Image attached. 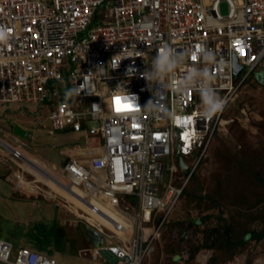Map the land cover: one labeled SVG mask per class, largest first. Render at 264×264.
<instances>
[{
	"label": "built area",
	"instance_id": "1",
	"mask_svg": "<svg viewBox=\"0 0 264 264\" xmlns=\"http://www.w3.org/2000/svg\"><path fill=\"white\" fill-rule=\"evenodd\" d=\"M0 26L9 34L0 43V107L47 106L48 132L91 138L74 146L57 179L32 168L26 142L0 137V160L18 167L17 190L60 195L76 217L70 225L82 222L99 235L94 249L81 251L93 260L107 250L118 264H144L215 140L235 121L228 108L264 74V0H0ZM164 48L179 59L167 75L152 69ZM75 88L79 95H66ZM213 90L227 104L209 119L200 94ZM153 91L158 98L145 109ZM173 236L180 239L176 230ZM0 264L61 263L0 239Z\"/></svg>",
	"mask_w": 264,
	"mask_h": 264
},
{
	"label": "rangeland",
	"instance_id": "2",
	"mask_svg": "<svg viewBox=\"0 0 264 264\" xmlns=\"http://www.w3.org/2000/svg\"><path fill=\"white\" fill-rule=\"evenodd\" d=\"M220 12L223 15L229 13L226 2L221 3ZM228 110L229 118L235 121L228 132L217 137L208 158L186 187L188 192L202 195L204 199L198 201L191 196H182L170 224L157 241L156 250L144 264H264V239H249L245 246L233 252L232 249L218 251L203 247L209 231L227 223L235 229L232 243L240 241L247 229L261 231L264 228V184L248 176L249 168L264 171V74L248 80ZM0 113L30 125L31 135L27 141H32L30 148L33 146V150L24 149V152L36 154L47 171L52 172L44 162L58 165L59 171L53 172L58 177L66 151L77 144L84 146L91 139L71 132H48L53 128L47 106L40 110L34 106L20 110L17 105H11L0 107ZM8 125L0 122V129L2 126L9 128ZM15 134H19L18 128ZM233 158L236 161L231 163ZM186 161L190 160L186 158ZM11 172L4 171L6 178L0 181V239L54 257L61 264H100L89 257L90 253L81 252L94 249L100 243L98 238L90 237V230L84 223L69 225L74 215L58 202L64 201L59 197L55 203L43 193L35 204L33 199L25 196L18 198L9 184ZM44 189L48 191L45 186ZM197 219H204L199 226L193 222ZM175 230L180 233V239L173 236ZM187 232H191V238L188 241L184 238L187 242H183L181 236H188ZM199 246L203 248L192 256V251ZM100 253L101 260L106 262L101 264H118V258L107 250Z\"/></svg>",
	"mask_w": 264,
	"mask_h": 264
},
{
	"label": "crops",
	"instance_id": "3",
	"mask_svg": "<svg viewBox=\"0 0 264 264\" xmlns=\"http://www.w3.org/2000/svg\"><path fill=\"white\" fill-rule=\"evenodd\" d=\"M25 110V109H24ZM28 110V109H27ZM4 115V116H3ZM1 116V113H0V122L4 124V122H7V125L10 126L9 128H11L12 131H10V129L7 127L5 128L4 126H2V128L0 129V133L2 134L1 136H4L5 134L8 136V139L10 140H14L15 138H17L18 140H20L21 142H26L27 146L28 147H24L25 149H30V150H33V146L30 148V144H32V141H27V139H30V131H31V128H30V125L28 126L27 123H24V122H19V118H15V117H7L6 114H3ZM17 117V116H16ZM11 121V122H10ZM17 128L19 129V134H15V131H17ZM15 130V131H13ZM94 143H95V140H94ZM67 154H66V159L68 160L70 157L72 156H75L76 154V150L74 149V147L72 149H68L67 151ZM34 154V153H33ZM36 155V154H35ZM35 155H29V158L27 159L28 163H30V161H32L34 163L35 166H38V167H43L45 168L46 166H44L40 161V159L35 156ZM64 159V161L66 160ZM63 161V162H64ZM44 163H47V166L48 168H50V165H54V164H50V162L48 163L47 162H44ZM32 166V165H31ZM58 166V165H56ZM32 168L34 170H37V168H35L34 166H32ZM47 168V167H46ZM52 169V168H50ZM11 170V175H10V181H9V184L11 185V189H12V193L16 196H18V198H24L23 196L27 197V198H30V199H33L34 200V204L35 202L38 200V197L41 195L42 192H40L38 189H35V188H30V189H27L23 192V195H19V191L17 190V186H15V183H14V179L17 175V169L15 167V165L13 163H11V161H8V162H3L0 160V181L1 180H4L6 178V176L4 175V171H8ZM38 171V170H37ZM31 178H33L32 176H30ZM19 183H22L25 188H27V186L25 185V183L23 181H20ZM60 197V195L58 196V198ZM58 198H50L52 200L56 202V200H58ZM61 198V197H60ZM70 198V197H69ZM70 200H73V198H70ZM39 201V200H38ZM59 203H62L63 207L65 208L66 211H68L70 214L74 215L72 211H70L66 205H64V202L62 201H58ZM57 205V206H56ZM55 207L57 208L58 207V204H56ZM76 220V217L74 215V219H70L69 220V223L71 224V222L73 223L74 221ZM82 222H79L78 224H80ZM69 224V225H70ZM89 231V235L90 237H93V239L95 238V236L98 238L99 242H100V238H99V235L93 230V229H90L89 227H87ZM92 233L94 234L92 236ZM94 245V244H93ZM90 257V256H89ZM92 259V258H91ZM93 260V259H92ZM96 262H100V264L102 262H105L103 260H94ZM106 263V262H105ZM104 263V264H105Z\"/></svg>",
	"mask_w": 264,
	"mask_h": 264
},
{
	"label": "clouds",
	"instance_id": "4",
	"mask_svg": "<svg viewBox=\"0 0 264 264\" xmlns=\"http://www.w3.org/2000/svg\"><path fill=\"white\" fill-rule=\"evenodd\" d=\"M8 39H9L8 30L6 28L0 26V43H4ZM204 58H205V60H209V61L214 59L213 57H209L207 55V53H205ZM178 64H179V59H178L177 55L174 52H172L170 49H167V48H164L162 50L158 49L157 55L152 59V69L154 71H158L164 75H167L168 73L174 71L176 69V67L178 66ZM256 76L259 77V76H261V74H259V75L257 74ZM143 77L149 82L150 88H152L151 83H150L151 77H150L149 73L148 72L143 73ZM257 77H255V78H257ZM81 90L82 89H80V88L71 89L66 93V95L71 96L74 93L76 95H79ZM130 95L132 97H134L133 94H130ZM153 95L155 96V99L150 100L147 103V105L144 107L145 109H149V108H152L154 106L155 101L157 100L158 97H157L156 92H154V91H153ZM200 97H201L202 102L206 106L203 114L209 119L212 118L213 116H215L218 112H222L224 110L225 105L227 104V100L221 98L215 92V90H213V92L211 94L201 93ZM134 98L136 101H138V97H134ZM1 135H0V137L6 139L7 141L10 140V139L6 138L5 136H1ZM26 155L29 156V154H26ZM15 167L18 170V167L16 165H15ZM21 194L23 195V193H20L19 195H21Z\"/></svg>",
	"mask_w": 264,
	"mask_h": 264
},
{
	"label": "trees",
	"instance_id": "5",
	"mask_svg": "<svg viewBox=\"0 0 264 264\" xmlns=\"http://www.w3.org/2000/svg\"><path fill=\"white\" fill-rule=\"evenodd\" d=\"M205 160L202 162L201 166L203 165ZM234 160L236 161L235 158L231 159L230 160L231 163ZM237 160H238V158H237ZM238 165H240V163H238ZM245 170H244V172H245ZM248 171H249L248 173H250L248 176H250V177L252 176V178H256L257 181H258L257 183H259L261 185L264 184V176H263L264 175V171L262 172L260 170V171L256 172V171H253V169H250V168L248 169ZM195 175L196 174H194V176ZM194 176H193V178H194ZM226 178H228V176ZM219 182H220V180H219ZM183 195L186 196V197L191 196L194 200L198 199V201L204 199V196H202V195H197V194H195L193 192L192 193L188 192L187 188H185ZM211 201L216 203V200H214V199H211ZM203 220L202 219L201 220L197 219V220H194L193 222H194V224L196 226H199L202 223ZM209 232H211V233L207 234L206 244L203 247L216 249L218 251L221 250V249H228V250L232 249V252H233L237 248H239L241 246H245L249 239L256 240V241H261V240L264 239V228L261 231L250 228V229H247L245 231V235L240 241L238 240L235 243H232L233 242L232 238H233L235 229L232 226H230L228 223L224 227L214 228V229L210 230ZM203 247H200V246L199 247H195V249L192 251V256H195L196 253L198 251H200V249H202Z\"/></svg>",
	"mask_w": 264,
	"mask_h": 264
},
{
	"label": "water",
	"instance_id": "6",
	"mask_svg": "<svg viewBox=\"0 0 264 264\" xmlns=\"http://www.w3.org/2000/svg\"><path fill=\"white\" fill-rule=\"evenodd\" d=\"M235 68H236L237 75H239L241 73V71L243 70V67L238 65L237 60H235ZM180 164H181L183 170L186 171L187 165H185V163H184L182 158H180Z\"/></svg>",
	"mask_w": 264,
	"mask_h": 264
},
{
	"label": "bare ground",
	"instance_id": "7",
	"mask_svg": "<svg viewBox=\"0 0 264 264\" xmlns=\"http://www.w3.org/2000/svg\"><path fill=\"white\" fill-rule=\"evenodd\" d=\"M32 166H34L35 168H37V170L41 169V167L35 166L34 163L32 161H30V163ZM43 170V169H42ZM45 170V169H44ZM52 172L48 171L50 174H52L53 177L60 179L61 177H58L56 174H54L53 172H56L55 170L51 169ZM43 172V171H42ZM73 198V197H72ZM74 200V198H73Z\"/></svg>",
	"mask_w": 264,
	"mask_h": 264
}]
</instances>
